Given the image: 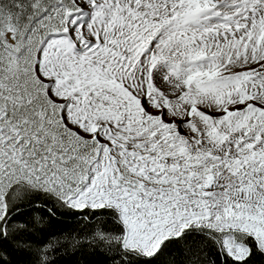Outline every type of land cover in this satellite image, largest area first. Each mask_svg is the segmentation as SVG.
<instances>
[{
    "label": "snow or ice",
    "instance_id": "6c2138e0",
    "mask_svg": "<svg viewBox=\"0 0 264 264\" xmlns=\"http://www.w3.org/2000/svg\"><path fill=\"white\" fill-rule=\"evenodd\" d=\"M0 264H264V0H0Z\"/></svg>",
    "mask_w": 264,
    "mask_h": 264
}]
</instances>
